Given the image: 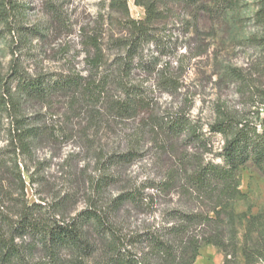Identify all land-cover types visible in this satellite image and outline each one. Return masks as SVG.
<instances>
[{
  "label": "rangeland",
  "instance_id": "obj_1",
  "mask_svg": "<svg viewBox=\"0 0 264 264\" xmlns=\"http://www.w3.org/2000/svg\"><path fill=\"white\" fill-rule=\"evenodd\" d=\"M154 1L162 19L154 28L155 40L143 44L135 59L152 73L135 63L130 76L132 84L146 88L149 109L137 117L117 120L104 100L118 97L120 92L114 86L107 87L102 99L93 103L81 102L78 94L56 95L46 101L16 96L17 75H42L47 81L70 73L87 76L85 58L93 52L87 44L89 36L100 35L104 59L118 53L106 42L108 36H118L124 23L107 15L109 0H11L8 15L0 21V105H4L0 108V158L5 163L0 168L1 209L19 201L46 205L61 201V212L72 216L88 207L91 197L103 203L129 182L137 186L144 180L158 179L164 161L153 126L166 111H185L190 106L187 115L203 131L214 119L216 103L253 121L264 115V25L254 17L261 0ZM127 8L130 19L145 18L144 8L134 0H127ZM226 68H235L241 79L220 80ZM162 69L179 76L176 91L166 93L156 85ZM16 120L21 121L22 129L33 131L35 139L27 153L10 143ZM133 140L136 157L130 164L104 170L117 182L98 199L93 193L94 181L103 171L98 157L101 153H122ZM222 144L220 136H212V154L218 153ZM18 175L24 182L23 195ZM240 190L245 201L238 203V211L249 209L257 214L264 210V178L253 167L241 170ZM164 201L158 200L160 204L151 215L131 212L129 221L123 222L124 229L158 220L167 207ZM124 214L127 216L126 211ZM222 262L223 255L216 248L204 246L195 264Z\"/></svg>",
  "mask_w": 264,
  "mask_h": 264
},
{
  "label": "trees",
  "instance_id": "obj_2",
  "mask_svg": "<svg viewBox=\"0 0 264 264\" xmlns=\"http://www.w3.org/2000/svg\"><path fill=\"white\" fill-rule=\"evenodd\" d=\"M10 3L11 0H0V21L8 15ZM134 3L144 8L143 20L129 18L127 0H109L107 15H115L124 23L118 36L112 34L106 42L118 53L104 59L100 35L89 36L87 44L93 52L85 58L87 76L70 73L47 81L42 75L21 78L15 73L16 96L46 101L56 95L78 94L81 102L93 103L94 99H102L107 87L114 86L120 92L118 97L104 99L111 116L126 120L148 110L146 88L132 84L130 76L135 63L152 73L135 59L143 44L155 40L154 28L159 25L162 12L154 0ZM254 17L264 25V0ZM51 27L52 24L48 30ZM237 73L235 68H226L219 79L237 82L241 79ZM156 77V85L166 93L176 91L179 76L162 69ZM189 108L166 111L153 126L160 143L159 156L164 161L158 179L144 180L137 186L129 182L103 203L91 197L89 206L72 216L61 212V201L47 205L24 201L12 204L10 198L9 209L0 206V264H195L204 246L216 248L223 255L222 264H264V210L257 214L249 209L237 210L238 203L245 201L240 190L241 170L253 167L264 178V115L253 121L216 103L214 119L203 131L187 115ZM15 123L10 143L27 153L35 139L33 131L22 129L20 120ZM214 135L223 142L216 154H212L211 146ZM126 149L98 157L103 169V175L93 185L98 199L117 182L115 176L104 172L130 164L136 157L134 140ZM207 155L219 161L208 159ZM4 164L0 158V168ZM17 178L23 195L24 182L20 175ZM171 197L177 201L173 203ZM160 198L166 199L162 204L167 207L158 220L143 223L137 229H124L123 222L129 221L131 212L151 215Z\"/></svg>",
  "mask_w": 264,
  "mask_h": 264
}]
</instances>
